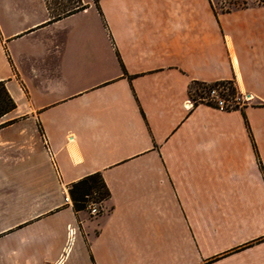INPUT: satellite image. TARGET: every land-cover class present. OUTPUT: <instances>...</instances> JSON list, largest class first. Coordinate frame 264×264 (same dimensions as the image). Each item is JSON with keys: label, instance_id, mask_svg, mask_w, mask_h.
I'll list each match as a JSON object with an SVG mask.
<instances>
[{"label": "crops", "instance_id": "0c3cea01", "mask_svg": "<svg viewBox=\"0 0 264 264\" xmlns=\"http://www.w3.org/2000/svg\"><path fill=\"white\" fill-rule=\"evenodd\" d=\"M65 1L0 0V264H264V4ZM97 173L92 217L69 190Z\"/></svg>", "mask_w": 264, "mask_h": 264}, {"label": "trees", "instance_id": "16d2710c", "mask_svg": "<svg viewBox=\"0 0 264 264\" xmlns=\"http://www.w3.org/2000/svg\"><path fill=\"white\" fill-rule=\"evenodd\" d=\"M208 91L213 87H223L228 90V95L232 98L238 94L232 82H217L213 84L194 83ZM192 85V86H193ZM192 88V87H191ZM17 108V104L10 95L5 82H0V119L5 115L11 113ZM242 110L239 105H234L228 110ZM5 124L0 125V128ZM71 199L73 201L74 209L77 212L87 211L92 204H100L101 207L107 200L110 199L111 193L101 173L87 176L80 181L74 183L69 190Z\"/></svg>", "mask_w": 264, "mask_h": 264}, {"label": "built area", "instance_id": "2783aa9c", "mask_svg": "<svg viewBox=\"0 0 264 264\" xmlns=\"http://www.w3.org/2000/svg\"><path fill=\"white\" fill-rule=\"evenodd\" d=\"M199 102H197L196 100H192V103L194 104H205L208 106H212L221 110H228L231 109L233 106L230 105V102H235L234 100H238L241 101L240 103H234L235 105H239L242 106L244 104L245 98L244 97H239L238 94H236L233 98L231 96L228 95V90L224 89L223 87L217 86V87H213L211 89H209L208 91H205V95L204 96H200L199 97ZM45 145L47 148V151L53 161V163H55L54 161V154L51 150V148L48 145L47 140L45 141ZM68 202H71L70 197L67 198ZM88 211L90 213V215L92 217H96L98 215H100L103 211V207H101L100 204H92L89 206Z\"/></svg>", "mask_w": 264, "mask_h": 264}, {"label": "rangeland", "instance_id": "374dc122", "mask_svg": "<svg viewBox=\"0 0 264 264\" xmlns=\"http://www.w3.org/2000/svg\"><path fill=\"white\" fill-rule=\"evenodd\" d=\"M214 4L216 5V9L218 11H226L233 8L238 7H246V6H255L259 4H264V0H213ZM66 5L68 6V9H74L76 7H79L81 5L78 0H66ZM3 3H0V16H1V10H2ZM1 21V19H0ZM191 99L196 100L199 102V97L202 95H205V91L203 88L193 85L191 88ZM239 95V94H238ZM239 97H242L239 95ZM235 102H230L231 106H234V103H240L241 101L234 100ZM103 207V205H102Z\"/></svg>", "mask_w": 264, "mask_h": 264}]
</instances>
